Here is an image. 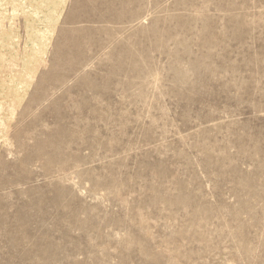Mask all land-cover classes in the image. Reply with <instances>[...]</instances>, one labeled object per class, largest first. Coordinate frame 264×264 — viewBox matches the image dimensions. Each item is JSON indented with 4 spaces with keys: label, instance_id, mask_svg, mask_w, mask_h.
I'll return each instance as SVG.
<instances>
[{
    "label": "rangeland",
    "instance_id": "obj_1",
    "mask_svg": "<svg viewBox=\"0 0 264 264\" xmlns=\"http://www.w3.org/2000/svg\"><path fill=\"white\" fill-rule=\"evenodd\" d=\"M0 264H264V0H0Z\"/></svg>",
    "mask_w": 264,
    "mask_h": 264
}]
</instances>
